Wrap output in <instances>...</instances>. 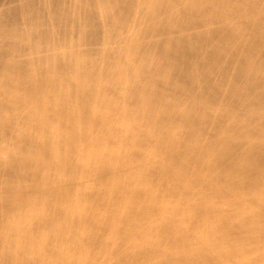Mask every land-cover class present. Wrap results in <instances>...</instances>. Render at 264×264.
<instances>
[{
	"label": "bare ground",
	"instance_id": "obj_1",
	"mask_svg": "<svg viewBox=\"0 0 264 264\" xmlns=\"http://www.w3.org/2000/svg\"><path fill=\"white\" fill-rule=\"evenodd\" d=\"M0 264H264V0H0Z\"/></svg>",
	"mask_w": 264,
	"mask_h": 264
},
{
	"label": "rangeland",
	"instance_id": "obj_2",
	"mask_svg": "<svg viewBox=\"0 0 264 264\" xmlns=\"http://www.w3.org/2000/svg\"><path fill=\"white\" fill-rule=\"evenodd\" d=\"M159 189H160V191H161V192H164V191H166V187H164V186H162V185L160 186V188H159Z\"/></svg>",
	"mask_w": 264,
	"mask_h": 264
}]
</instances>
